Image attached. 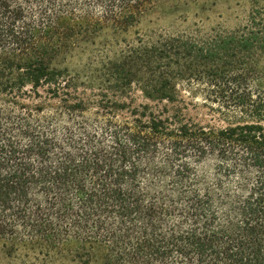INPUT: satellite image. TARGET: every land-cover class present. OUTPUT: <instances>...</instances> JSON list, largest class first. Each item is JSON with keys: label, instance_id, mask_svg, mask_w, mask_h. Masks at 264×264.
Returning a JSON list of instances; mask_svg holds the SVG:
<instances>
[{"label": "trees", "instance_id": "trees-1", "mask_svg": "<svg viewBox=\"0 0 264 264\" xmlns=\"http://www.w3.org/2000/svg\"><path fill=\"white\" fill-rule=\"evenodd\" d=\"M163 1L0 0V256L264 264L260 0L143 30Z\"/></svg>", "mask_w": 264, "mask_h": 264}, {"label": "rangeland", "instance_id": "rangeland-1", "mask_svg": "<svg viewBox=\"0 0 264 264\" xmlns=\"http://www.w3.org/2000/svg\"><path fill=\"white\" fill-rule=\"evenodd\" d=\"M260 6L258 8L264 11V0H260ZM253 7L255 4L251 0H165L159 7L151 9V15L143 19L140 27L157 32L192 31L197 28L209 31L217 27L233 30L248 22ZM0 257V264H20L24 260L30 264H81L80 259L71 253L41 256L40 263L34 260L33 255L23 260L24 254L21 253H14L10 258ZM102 257L101 253H97V259Z\"/></svg>", "mask_w": 264, "mask_h": 264}]
</instances>
